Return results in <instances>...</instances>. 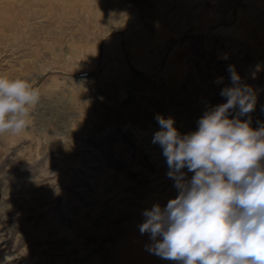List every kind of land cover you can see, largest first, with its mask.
<instances>
[{"label": "rangeland", "instance_id": "obj_1", "mask_svg": "<svg viewBox=\"0 0 264 264\" xmlns=\"http://www.w3.org/2000/svg\"><path fill=\"white\" fill-rule=\"evenodd\" d=\"M230 65L258 129L264 0H0V75L40 92L26 129L0 135V264H179L139 231L179 194L155 117L197 131Z\"/></svg>", "mask_w": 264, "mask_h": 264}, {"label": "clouds", "instance_id": "obj_2", "mask_svg": "<svg viewBox=\"0 0 264 264\" xmlns=\"http://www.w3.org/2000/svg\"><path fill=\"white\" fill-rule=\"evenodd\" d=\"M227 59V54L224 55ZM232 87L198 120V130L181 136L172 118L157 114L161 130L153 137L167 159L169 178L179 194L162 209L145 210L141 234L146 249L179 264H264V125L242 121L256 98L229 66ZM222 78L217 81L221 82ZM40 92L28 80L0 75V135L23 132ZM238 109L235 118L229 110ZM187 168L194 175L186 179ZM162 237V239H157Z\"/></svg>", "mask_w": 264, "mask_h": 264}]
</instances>
